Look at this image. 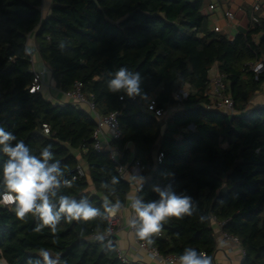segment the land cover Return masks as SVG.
Returning <instances> with one entry per match:
<instances>
[{"label":"trees","instance_id":"1","mask_svg":"<svg viewBox=\"0 0 264 264\" xmlns=\"http://www.w3.org/2000/svg\"><path fill=\"white\" fill-rule=\"evenodd\" d=\"M205 1L51 0L50 14L42 18V0H0V126L23 140L33 155L52 145L69 180L82 164L85 176L60 193L77 200L87 196L101 213L90 221L62 218L54 234L47 227L34 231L36 217L20 220L13 204L0 203V259L27 264L42 259L38 251L44 248L60 264H140L122 262L115 243L88 239L107 230L104 201L123 206L131 186L107 149H93L96 124L86 109L71 101L53 103L41 90L29 92L34 73L25 49L27 35L36 30L37 51L55 88L66 92L80 81L98 113L118 111L121 135L111 144L120 163L139 162L145 182L136 197L156 200L153 186L171 185L177 194L194 198L197 211L170 218L151 246L177 257L194 248L217 264L210 220L215 216L225 222L224 231L239 238L245 250L239 264H264V104H248L264 83V68L256 74L249 65L264 64V18L230 38L209 27L202 13ZM214 65L224 76L233 113L209 107L208 72ZM122 66L141 74L143 99L109 91L108 74ZM185 86L187 96L174 99L173 92ZM149 97L169 113L157 118L148 112ZM128 144L133 145L129 161ZM6 159L0 152V179ZM112 176L119 183L112 191L102 188ZM223 184L227 191L218 194Z\"/></svg>","mask_w":264,"mask_h":264},{"label":"clouds","instance_id":"2","mask_svg":"<svg viewBox=\"0 0 264 264\" xmlns=\"http://www.w3.org/2000/svg\"><path fill=\"white\" fill-rule=\"evenodd\" d=\"M25 52L29 53L31 49L26 48ZM261 68H264V64H258L254 70L259 74ZM108 75L111 78L107 86L111 93H123L128 98H144L141 88L143 78L138 71L133 72L122 66ZM0 152L7 157L0 179V186L4 189L0 192V203L13 204L12 210L20 220H24L28 214L36 217L38 223L34 231L41 232L47 227L55 234L62 218L70 223L94 220L101 215L100 210L89 203L87 196L77 200L60 193L62 188H72L76 178H65L60 162L54 159L52 145H46L39 156L33 155L23 140L18 141L11 131L0 126ZM133 179L142 190L145 177L133 175ZM118 183L119 178L112 176L110 182H103L101 187L112 191V186ZM152 191L158 194V199L145 202L137 196L130 205L134 215L129 220V227L139 240L148 245L154 243V237L161 233L163 225L170 218L183 219L197 211L194 198L187 194H177L171 185L163 189L153 186ZM103 206L108 214H115L121 208L119 201L113 204L105 200ZM96 238L103 241L104 234ZM220 243L222 246L223 242ZM38 256L42 259H29L27 264H60L59 257L53 258L44 248L39 249ZM178 264H213V260L207 253L188 247L178 257Z\"/></svg>","mask_w":264,"mask_h":264},{"label":"built area","instance_id":"3","mask_svg":"<svg viewBox=\"0 0 264 264\" xmlns=\"http://www.w3.org/2000/svg\"><path fill=\"white\" fill-rule=\"evenodd\" d=\"M210 9L213 8V5L209 6ZM225 15L228 18L232 17V14L230 11H226ZM258 20V17L255 15L251 16V22H256ZM215 30H219V27H214ZM32 63V71L34 73V77L32 80L31 85L29 86L28 90L29 92H36L42 89L43 86H45L46 82L44 80V75L41 71H36L33 68V61L32 58L30 59ZM258 64H262L261 61H258L254 64H249L250 68L255 72V68ZM263 70L261 68L260 72ZM259 72V73H260ZM256 73V72H255ZM257 74V73H256ZM208 92L207 94L211 98V103L209 107L215 108V109H222L227 111L228 113H233L234 106L233 101L230 98V96L226 93V84L224 81V76L221 75L218 71H216L214 74L209 76V83H208ZM188 88L182 87L175 92H173V98L176 100H181L185 98L188 94ZM63 94L71 101L72 103L82 107V105L85 106V109L92 115L94 121H95V128L92 132V139H93V149L97 152H100L104 149H107L109 151V158L117 163V170L120 174V176L127 180L131 187H135L136 191L139 188V184L136 182V180L133 179V175H139L140 173V165L138 161H135L134 163L129 164V162L126 163H120L119 162V152L116 149L115 146L111 144V141L114 139H118L121 135V131L119 128V113L118 111H112L106 114H100L96 110V104L92 100V98H87L86 95L82 91V83L80 81H75L72 88L69 91L63 92ZM84 108V107H82ZM146 109L148 112L152 113L155 117L159 118L162 116H165L168 111L157 108L156 103L152 98H148V101L146 103ZM193 126H189L188 129H193ZM43 132L48 133L49 128L46 124H43ZM161 157V154H158L156 156V159L159 160ZM85 169L82 166V164H77L75 171L72 174V177H75L76 179L85 176ZM70 179V180H71ZM3 205H11V204H4ZM131 205V203H130ZM129 205L130 209V216L127 222V227L131 232H135L133 229L129 227V220L134 215L133 210L131 209V206ZM211 224L213 227H215V242H216V253L221 252L224 255V258L226 260V264H233L234 259L231 257V254L233 251L237 252V255L239 257V261L243 258L245 255L244 248L240 245L239 238L231 234L227 231H224L222 229V225L225 223L224 221L218 220L215 216L210 217ZM120 224V219L118 215L115 214H108L107 213V230L104 233V239L108 240L109 242L117 244L116 239V233L118 231ZM100 234H92L89 236L88 239L92 241L98 240L96 237ZM223 242V245L221 246L220 242ZM135 243H136V258L134 261H131L128 259L121 250L116 247L117 250V256L122 262H137L140 263L143 259V256L138 253V251H144L148 256L155 259L159 264H175L178 263V257L175 255H167L163 256L159 253L156 246L148 245L145 241L139 240L135 235ZM1 261L5 264H7L3 259Z\"/></svg>","mask_w":264,"mask_h":264},{"label":"crops","instance_id":"4","mask_svg":"<svg viewBox=\"0 0 264 264\" xmlns=\"http://www.w3.org/2000/svg\"><path fill=\"white\" fill-rule=\"evenodd\" d=\"M213 5L210 9L209 6ZM41 16L42 18L47 17L50 14L51 0H42L41 2ZM230 11L232 14L231 18H228L225 13ZM202 13L208 15L209 23H211L210 28L219 27V30L228 34L231 38L238 31H245L248 24L251 21V16L255 15L259 18H264V0H206L204 7L202 8ZM36 30L31 31L27 35L26 48L31 49L30 55L33 56L32 61H36L33 68L36 71H41L44 75V80L48 83L50 87L47 95L50 101L53 103H66L70 102L69 99L57 88L54 87L53 80L51 78V71L49 67L41 59L35 40ZM217 71L216 66H212L209 70V76ZM44 87V86H43ZM43 87L41 91L43 90ZM264 98V83L260 89V94L256 99L260 100ZM264 102H258L255 105H262ZM129 158L128 161L133 157V145L128 144ZM89 191H93V186L88 187ZM137 191L135 187H130V190L126 196V201L123 206L116 212L120 219V224L118 231L116 233L117 247L125 254V256L134 261L136 258V243L135 235L127 227V222L130 216L129 205L133 198L136 197ZM143 256L140 264H159L155 259L151 258L144 251H138ZM231 257L234 259L233 264H239V257L236 251H233ZM138 262V261H137ZM215 262L217 264H226L224 255L221 252L215 254ZM178 264V263H175Z\"/></svg>","mask_w":264,"mask_h":264},{"label":"rangeland","instance_id":"5","mask_svg":"<svg viewBox=\"0 0 264 264\" xmlns=\"http://www.w3.org/2000/svg\"><path fill=\"white\" fill-rule=\"evenodd\" d=\"M209 26H211V23H209ZM31 57H33V56H31ZM35 62H36V61L34 60V61H33V64H34V65L36 64ZM49 88H50V87L48 86V83H46L45 86L43 87V90H42V93H43L44 97H45L46 99H48V100H50L49 96L47 95V92H49V90H48ZM259 94H260V90L257 91V92H255L254 95H253V97L249 100L248 104H249V105H255V104H257L258 102H264V98H261L260 100L256 99V98L258 97ZM82 107H84V109H85V106H84V105H82ZM171 110H173V108H171ZM171 110H170V111H171ZM167 113H169V112H167ZM0 264H5V263H3V262L1 261V259H0Z\"/></svg>","mask_w":264,"mask_h":264},{"label":"water","instance_id":"6","mask_svg":"<svg viewBox=\"0 0 264 264\" xmlns=\"http://www.w3.org/2000/svg\"><path fill=\"white\" fill-rule=\"evenodd\" d=\"M226 191H227V186H226V184H223V185L219 188V190H218V194H224V193H226Z\"/></svg>","mask_w":264,"mask_h":264}]
</instances>
